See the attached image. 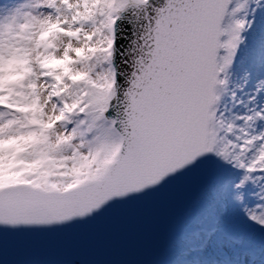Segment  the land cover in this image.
Wrapping results in <instances>:
<instances>
[{"label": "snow or ice", "instance_id": "1", "mask_svg": "<svg viewBox=\"0 0 264 264\" xmlns=\"http://www.w3.org/2000/svg\"><path fill=\"white\" fill-rule=\"evenodd\" d=\"M132 211L115 264H264V0H0V264Z\"/></svg>", "mask_w": 264, "mask_h": 264}, {"label": "water", "instance_id": "2", "mask_svg": "<svg viewBox=\"0 0 264 264\" xmlns=\"http://www.w3.org/2000/svg\"><path fill=\"white\" fill-rule=\"evenodd\" d=\"M145 225L146 214L142 211H132L120 218L105 217L92 230L93 235L103 237L94 243H40L25 252L9 251L4 258L10 262L24 261L26 264H115L131 261L138 258L135 254L137 233ZM167 227V218L161 217L159 239L162 240Z\"/></svg>", "mask_w": 264, "mask_h": 264}, {"label": "rangeland", "instance_id": "3", "mask_svg": "<svg viewBox=\"0 0 264 264\" xmlns=\"http://www.w3.org/2000/svg\"><path fill=\"white\" fill-rule=\"evenodd\" d=\"M65 264H68V263H65Z\"/></svg>", "mask_w": 264, "mask_h": 264}]
</instances>
